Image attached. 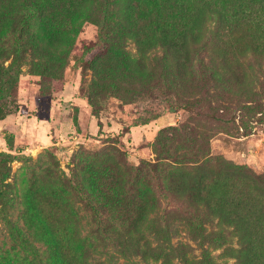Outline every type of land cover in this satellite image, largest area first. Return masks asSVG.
<instances>
[{"label":"rangeland","instance_id":"rangeland-1","mask_svg":"<svg viewBox=\"0 0 264 264\" xmlns=\"http://www.w3.org/2000/svg\"><path fill=\"white\" fill-rule=\"evenodd\" d=\"M47 1L0 0V264H234L169 186L264 188V26L223 0L238 22L181 49L191 0Z\"/></svg>","mask_w":264,"mask_h":264},{"label":"trees","instance_id":"trees-1","mask_svg":"<svg viewBox=\"0 0 264 264\" xmlns=\"http://www.w3.org/2000/svg\"><path fill=\"white\" fill-rule=\"evenodd\" d=\"M58 1V0H53ZM63 1V0H61ZM25 7L35 11L51 9L54 2L47 0H22ZM156 2V1H155ZM212 0H191L185 2L184 22L187 31L179 35L182 40L181 49L195 46L199 42V33L208 22L220 26L233 25L235 16L221 4H213ZM238 8V16L243 19L242 28L249 24L245 19L255 21L258 26H264V0H228ZM224 4V5H223ZM186 7V8H185ZM247 22V25L245 24ZM10 112L0 111V119ZM5 155L0 153V167L6 165ZM204 174L200 169H182L170 184L169 189L179 198L187 199L194 207H200L215 218L219 225L230 227L237 239V247L229 248L224 253L233 257L234 264H264V188L255 185L259 176H253L250 189H238L232 181L225 178L222 171L215 175ZM3 171L0 183L6 178ZM159 264H170L169 261Z\"/></svg>","mask_w":264,"mask_h":264}]
</instances>
